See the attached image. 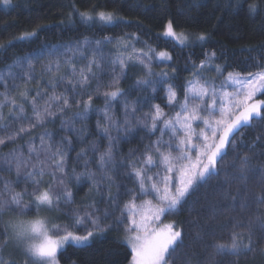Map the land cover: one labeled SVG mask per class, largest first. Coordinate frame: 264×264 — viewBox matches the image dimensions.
<instances>
[{
  "label": "snow or ice",
  "instance_id": "1",
  "mask_svg": "<svg viewBox=\"0 0 264 264\" xmlns=\"http://www.w3.org/2000/svg\"><path fill=\"white\" fill-rule=\"evenodd\" d=\"M2 3L8 6L11 5V0H2ZM242 3H247V0H229L228 7L239 10ZM248 12L257 15L259 5L255 2L249 4ZM78 15L82 24L98 23L102 28L114 26L117 21L116 13L103 10V6H96L91 11H81ZM36 35V31L27 32L18 39L29 40ZM162 35L171 38L181 49L189 47L192 43L203 45L208 39L205 33L193 36L184 30L177 31L175 22L171 19L164 24ZM136 39L138 40V37ZM91 43L93 42L85 39L83 45L77 42L75 47L69 48L72 57L67 58L65 63L70 70L58 81L50 84L53 93L61 83H66L69 88L58 95L47 97L42 107L38 106L41 98L39 92L31 98L27 92L19 93L23 100L31 105V116L26 115L23 102L17 105L15 99L8 95L9 81L14 83L17 79H23L25 82L31 80V71L14 72L13 66L8 65L7 72L0 73V87L5 89L0 93L3 97V100H0V109L6 105L18 109L16 113H10L14 119L0 127L7 130L13 123L23 122H27L29 128L43 127L59 117L62 131L74 130L77 120H85L91 111H101L102 120H97V129L103 134L102 138L109 141L102 152L95 144L90 149L81 146V150L76 154V161L78 163L83 160L82 172H77L75 167H68L69 153L74 149L73 137L67 134L62 136L59 142H55L53 134L44 131L39 136L38 146L34 139L28 141L27 156L23 150L14 149L5 157V163L10 166L8 171H11V166L14 165L17 181L13 184L0 180V264H20L13 259L17 254L22 264H60V255L65 245H88L97 232L106 230L102 225L110 215L113 225L123 227L124 242L130 257L127 264H176L174 255L183 246L182 231L176 230L172 224L164 225L163 228L153 227V224L159 221L161 216L173 213L191 191L199 186L200 181L212 178L216 172L217 158H223L224 149L235 147L236 137L242 138L245 128L256 123L257 119L264 123V98H258L264 97V65H257L261 70L256 72L246 69L247 75L243 77L240 73H227L226 82L221 84L217 91L214 83L210 85L208 81H202L199 71L214 63L215 52L206 53L198 69L194 65L195 78L187 81L186 86L181 89L182 100L178 99L177 90L168 82L167 73H160L159 80L136 81L137 86L144 89L153 87L155 83H168L165 90L168 113H165L160 104H151L147 115L137 121L136 114L140 108L137 104L129 105L125 100L124 119L117 120L114 118L113 102L126 94L116 86L119 84L116 73L124 75L129 66L139 64L142 70H147L146 75L152 76L153 59L170 61L172 56L166 51L157 53L146 43L144 48L138 49L132 37H121L116 42L120 55L114 59H106L101 46L112 44L114 41L105 36L103 40L94 42L96 47L89 58L84 55V46ZM56 51L59 53L58 49ZM77 55L87 60V64L79 70L78 79L74 62ZM258 55L264 59V45L260 46ZM16 67H22V62H17ZM27 67L29 70L34 67L30 59L27 60ZM59 68L60 61L57 60L56 70ZM105 68L111 71L112 76L110 83L106 85L109 90L101 93L97 71L102 73ZM48 71H52L51 66ZM214 71L224 76V70L220 66H216ZM93 80L97 81V87L94 91H89ZM229 87L231 91L227 90ZM84 95H87V101L73 99L74 96L83 98ZM100 95L104 98L103 108L93 109V97ZM73 104H82V110L76 112L70 120H65L64 116ZM2 120L4 117L0 112V121ZM141 122L148 134L149 144L140 152L139 163L134 162L130 156L126 164L121 162L125 166L119 169L116 165L111 132L119 133L123 130L127 133L132 130L134 124ZM26 131L24 127H20L15 134L6 131V137L15 140L16 136ZM84 131L81 129L76 133L77 141L82 139ZM152 136L157 138L153 141ZM256 139L264 140V136H258ZM4 142V139H0V144ZM255 147L253 145L248 150L251 155H255ZM89 151L96 157L99 177L97 171L88 167L91 163L88 159ZM251 155L238 157L239 167L236 171L242 183L247 181V173L252 170ZM33 159L36 163H32ZM260 169V193L257 201L264 204V164H261ZM117 171H123L132 181L133 187L122 191L121 186H117L114 194L111 189L113 175ZM45 176H49L50 180L45 182ZM82 178L90 181L89 190L100 194L101 199L97 201L90 197L88 203L74 208L72 206L76 201L70 183L75 180L79 184ZM21 184L23 187H20ZM17 187H20L19 191L16 190ZM230 188L231 185L224 188L218 199L235 202L239 198L240 209H246L247 186L242 198L239 197V188L237 194H233ZM138 200L141 201L140 204L136 203ZM100 203L105 205L103 209L98 206ZM66 209L71 214L68 224L57 223L56 218L49 215L53 212H64ZM115 212L119 215L115 216ZM84 224H90L91 227L79 234L76 229ZM245 231L248 243L243 247L252 252L255 250L252 247L254 241L264 244V217L257 215L254 220L250 218ZM242 241L243 236L233 231L231 242L216 243L214 251L216 254H231L238 258Z\"/></svg>",
  "mask_w": 264,
  "mask_h": 264
},
{
  "label": "trees",
  "instance_id": "2",
  "mask_svg": "<svg viewBox=\"0 0 264 264\" xmlns=\"http://www.w3.org/2000/svg\"><path fill=\"white\" fill-rule=\"evenodd\" d=\"M253 2L259 5L257 15L248 12V6ZM228 4L229 0H11V5L6 6L0 0V45L5 46L0 47V73H6L8 65L13 66L14 72L31 71V80L25 82L23 79H17L14 83L9 81L8 89L9 97L15 99L17 105L23 102L26 115L31 116V105L28 101H24L19 93L27 92L31 98L39 92L41 98L38 106L42 107L47 97L58 95L69 88L66 83H61L53 93L50 84L58 81L70 70L65 63L67 58L72 57L70 47H75L77 42L83 45L85 39L93 42L84 46V55L91 58L93 49L96 47L94 42L103 40L105 36L111 37L114 43L104 44L101 47L106 59H114L120 55L116 43L119 38L132 37L136 48H144L146 43L157 53L163 50L170 52L172 60L169 63H163L153 59L151 72L154 75L152 76L146 75L147 70H142L139 64L134 67L129 66L124 75L117 72L119 84L116 86L126 95L113 102L114 118L124 119L125 100L129 105L137 104L140 108L136 114L137 121H141V117L147 115L151 104H160L165 113H168L165 99L168 83H155L153 85L155 91H153V87L147 89L138 87L136 84L138 79L155 81L159 80L160 73H167L168 82L177 90L178 99L182 100L181 89L186 86L187 81L195 78L194 65L198 69L206 53L215 52L216 56L210 67L199 69L200 77L202 81H208L210 85L214 83L216 88L225 82L229 72L245 76L246 69L256 72L261 70L257 65H264V59L258 55L260 46L264 45V0H247V3H242L239 10L228 7ZM96 6H103V10L106 11H114L117 15L116 24L107 28L100 27L98 23L82 24L78 13L85 10L91 11ZM169 19L175 22L177 31L184 30L193 36L205 33L208 35L207 41L203 45L195 43L181 49L171 38L162 35L164 24ZM32 31H36L35 37L29 40L18 39L22 34ZM28 59L34 65L30 70L27 67ZM57 60L60 61L58 71L56 70ZM17 62H22V67H16ZM74 62L77 70L76 79H78L79 70L87 64V60L77 55ZM49 66L52 68L51 72L48 71ZM216 66L223 68L224 76L214 71ZM111 76L112 73L107 68L102 73L97 71L101 93L109 90L106 85L110 83ZM96 87L97 81L93 80L89 91H94ZM4 91L5 89L0 87V93ZM73 99L87 101V95L83 98L74 96ZM103 99V95L94 96L93 109H102ZM0 100H3L2 96ZM82 107V104L79 106L73 104L64 119L70 120L76 112L82 110ZM17 111L18 109L11 105L0 109L4 117L0 125L13 120L14 117L10 113ZM98 119L102 120V112L91 111L85 120L76 121L74 130L65 131L61 130L59 117L43 127L29 128L27 122L13 123L7 130L0 127V139L5 141L4 144H0V180L16 183L15 167L12 165V170L8 171L10 166L5 163V157L9 156L14 149L23 150L27 156L28 141L34 139V143L38 146L39 136L44 131L52 133L55 142H59L60 138L66 134L73 137L74 150L69 153L68 167L69 169L75 167L77 172L84 171L83 160L78 163L76 161V154L81 150V146L90 149L95 144L102 152L109 143L107 139L102 138L103 134L97 129ZM20 127H24L27 131L16 136L15 140L7 139L6 131L15 134ZM81 129L85 131L82 139L77 141L75 136ZM111 136L117 168L122 169L130 156L133 157L134 162L139 163L140 152H143L145 146L149 144L148 134L143 129L142 122L134 124L132 130L127 133L123 130L119 133L112 131ZM258 136H264V123L257 119L256 123L243 130L242 138L236 137L234 148H227L212 178L199 184L178 209L168 215L170 221L163 224L179 227L184 237L183 246L174 255L176 264H264V244L254 241L252 247L255 250L252 252L246 251L243 247L248 243L245 228L249 219L254 220L257 215L264 217V204L257 201L260 193V166L264 164V140H257ZM156 138L152 136L153 141ZM253 145L256 146L255 155L248 152ZM245 154L251 155L252 170L247 173V181L242 183L236 169L239 167L238 157ZM88 159L91 161L88 167L92 171H97L96 157L91 151H89ZM122 161L125 164H122ZM32 163L36 161L33 159ZM99 175L97 171V176ZM49 180V176L44 177L45 182ZM89 185L90 181L86 178H82L79 184L75 180L70 183L76 201L72 207L88 203L90 197L100 201V194L94 190L90 191ZM229 185L233 194H237V188L240 189L239 197L241 198L244 197L245 186H247L248 207L246 209H240L239 198L235 202L218 199L219 193ZM117 186H121L123 191L132 188L133 183L123 171H117L113 175L111 189L114 194ZM20 187L23 185L21 184ZM20 187L16 190L19 191ZM136 203L141 201L138 200ZM98 206L101 209L105 207L103 203ZM54 214L57 223H69L68 217L71 214L67 209ZM114 215L118 216L119 213L115 212ZM108 225H113L111 215L102 225L106 230L97 232L93 242L85 246L65 247L60 255V264H127L130 257L129 249L124 242L123 227L115 225L108 227ZM90 227V224H84L78 226L76 231L83 234ZM233 231L243 236L239 257L231 254H216L214 245L230 243Z\"/></svg>",
  "mask_w": 264,
  "mask_h": 264
},
{
  "label": "rangeland",
  "instance_id": "3",
  "mask_svg": "<svg viewBox=\"0 0 264 264\" xmlns=\"http://www.w3.org/2000/svg\"><path fill=\"white\" fill-rule=\"evenodd\" d=\"M193 44H195V43H192L191 45H193ZM164 51V50H163ZM160 52V51H159ZM166 52H168V51H166ZM170 55H171V53L170 52H168ZM172 56V55H171ZM159 62H163V63H169V62H171V60L170 61H159ZM246 76V75H245ZM241 77H243V76H241ZM227 79V78H226ZM226 79H225V82H226ZM224 82V83H225ZM217 89V91H219V89H220V87H218V88H216ZM228 91H231L232 89H231V87H229L228 89H227ZM258 98H260V97H258ZM251 103V102H250ZM227 151V148L226 149H224V153ZM219 160H220V157H218L217 158V165H218V162H219ZM217 165H216V171H217ZM216 173V172H215ZM214 174V173H213ZM204 181H200L199 182V184H201V183H203ZM137 204H140V203H137ZM179 207V206H178ZM178 207H177V209H178ZM176 209V210H177ZM51 217H53V218H55V214H54V212L53 213H51V214H49ZM169 214H166V215H163V216H161V218H160V220L159 221H157V222H155L154 224H153V227H159V228H163L164 227V225H167V224H163L164 222H169L170 220L168 219V218H170L169 216H168ZM167 218V219H166ZM176 230H181V229H179V227H174ZM97 236V234H95L94 235V237L92 238V240H91V242H93V240H94V238ZM90 242V243H91ZM89 243V244H90ZM68 245H71V244H68ZM68 245H65V247H67ZM75 246V245H74ZM85 246V245H84ZM13 259L14 260H16V261H19L20 263H22V261H21V258H20V256L17 254V255H14V257H13Z\"/></svg>",
  "mask_w": 264,
  "mask_h": 264
}]
</instances>
